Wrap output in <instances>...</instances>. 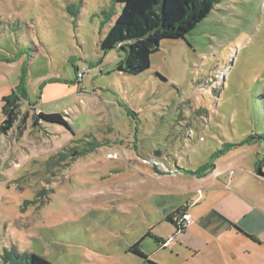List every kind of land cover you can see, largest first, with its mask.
Instances as JSON below:
<instances>
[{
	"label": "rangeland",
	"instance_id": "rangeland-1",
	"mask_svg": "<svg viewBox=\"0 0 264 264\" xmlns=\"http://www.w3.org/2000/svg\"><path fill=\"white\" fill-rule=\"evenodd\" d=\"M121 8L0 0V262L15 248L46 264H233L227 250L243 231L221 212L248 205L264 218V165L251 172L264 142L245 143L264 134V0H222L136 76L115 71L123 51L99 47ZM17 92V120L3 131L2 99ZM205 165L202 176L234 179L196 181ZM218 198L219 229L205 233L196 217ZM190 202L196 225L182 239L165 215ZM137 242L147 259L129 253ZM255 248L241 264L264 256Z\"/></svg>",
	"mask_w": 264,
	"mask_h": 264
},
{
	"label": "trees",
	"instance_id": "trees-1",
	"mask_svg": "<svg viewBox=\"0 0 264 264\" xmlns=\"http://www.w3.org/2000/svg\"><path fill=\"white\" fill-rule=\"evenodd\" d=\"M222 0H116L122 8L114 24L109 28L104 38L100 41L99 47L103 52L111 49L123 51V58L117 63L115 71L127 75L136 76L149 69L150 57L159 50L160 43L164 40L184 39L201 21H203ZM69 8V7H68ZM70 10V9H69ZM74 12V11H73ZM78 67L74 68L75 72ZM11 94L3 97V115L5 119L2 123V130H8L13 127L17 120L20 97L22 94ZM264 98V96H263ZM39 121L68 127L67 121L60 114H44L40 112L37 115ZM251 140H262L264 134L249 136L245 143ZM98 147V146H97ZM95 147V148H97ZM90 151L83 153L71 151L70 156L85 155ZM63 156V154H59ZM65 156V155H64ZM262 161V160H261ZM257 163V170L264 163ZM210 170V166L205 165L198 169L197 175H202ZM182 211L178 209L173 216H181ZM172 215L166 217V221L171 223L176 232L182 234L186 228H179L172 221ZM156 242H159L158 238ZM163 242V241H161ZM165 242V241H164ZM139 242L129 248V253L137 255L141 259L147 257L138 249ZM0 264H46L37 259V257L19 253L15 248L5 249Z\"/></svg>",
	"mask_w": 264,
	"mask_h": 264
},
{
	"label": "crops",
	"instance_id": "crops-1",
	"mask_svg": "<svg viewBox=\"0 0 264 264\" xmlns=\"http://www.w3.org/2000/svg\"><path fill=\"white\" fill-rule=\"evenodd\" d=\"M262 147H261V150L263 153L264 152L263 151L264 146H262ZM262 153H261V156L264 158V155H262ZM261 160L262 159H261L259 153L257 152L256 153V161H255L254 165L251 167V172L253 175H255V174L260 175L261 174V170H262L264 163H262V165L259 167V170H257V163ZM229 173L214 174L211 171L208 175L203 176L202 178L198 177L196 179V181L207 182L211 179H215V180L221 181L225 184H228V180H230V181L233 180L234 176H235V174H234V175H231L229 177ZM234 173H236L235 170H234ZM209 192H210L209 194H211V192H212V194L219 192V187L218 186H211L209 189ZM188 201H191V200H188ZM193 203L190 202V204L189 203L186 204V206H185V209H186L185 213L186 214L189 215V213L192 209H195V208L200 206L199 204L193 205ZM183 208H184V206H182V205H179V204L175 205L174 204L172 210L169 213H167L165 215V217L172 215L178 209H183ZM212 209L219 213V198H218V201H216V202H210L209 205L203 211L200 212L201 214L199 213V215L196 217V219H197L196 222L198 223L200 221L199 227L205 233H209L208 230H210L213 226H215V228L219 229V216L217 214L214 215L212 213ZM240 210H241V213L237 212L235 214H232L231 216L221 212L222 215H224L226 218L229 219L230 223L234 224L239 229H241V231H243V234H240L238 232H237L238 234L236 233L238 235V236H236V238L238 240H241V241H239V243H237V244L235 243L236 246L235 247L233 246V249L231 251L227 250V252H229V254H230L231 260H233V264H241L240 263L241 260H245V257L243 258V256H246L247 258H249V256H252L251 254H253V252H252L253 248L256 247L255 249L261 250L264 247V241H262V239L260 238L261 235L264 233V218H262V216L259 215V213L257 211H253L252 208L249 207L248 205H245L244 208H241ZM233 212H235V210H233ZM209 213L212 214V217L214 218L213 222H211L210 220H207V221L203 220L202 221V218L206 215H209ZM174 219H175V216L172 217V221ZM194 224L196 225V223H194ZM194 224L187 227L185 229V231L180 235L182 239L186 238L188 232H190V230L195 226ZM227 226H228V224H227ZM229 228L232 229V226ZM174 229H175V227H174ZM233 231H235V230H233ZM157 238H158L160 243L156 242V241L155 242L159 243L160 245L164 241H166V239H164L163 237L158 236ZM161 241H163V242H161ZM208 246H209V243L207 241V238H204V240L199 241V247L200 248L201 247L207 248ZM240 249H242V252L239 251ZM255 258H256L255 259L256 261L253 264H264V256L255 255ZM243 264H247V263H243Z\"/></svg>",
	"mask_w": 264,
	"mask_h": 264
},
{
	"label": "built area",
	"instance_id": "built-area-1",
	"mask_svg": "<svg viewBox=\"0 0 264 264\" xmlns=\"http://www.w3.org/2000/svg\"><path fill=\"white\" fill-rule=\"evenodd\" d=\"M85 70V68L83 67L81 70H78L77 72V79L80 80L83 77L82 72ZM232 175V173L229 174V177ZM177 220V218H176ZM179 222L177 221V226L181 229V228H187L188 224L191 222V217L188 214H183L180 216V218L178 219ZM180 232L177 231L176 234H179ZM169 243V241H165L162 243L163 246H166Z\"/></svg>",
	"mask_w": 264,
	"mask_h": 264
}]
</instances>
